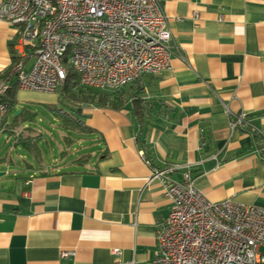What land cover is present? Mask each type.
I'll use <instances>...</instances> for the list:
<instances>
[{"label":"crops","instance_id":"1","mask_svg":"<svg viewBox=\"0 0 264 264\" xmlns=\"http://www.w3.org/2000/svg\"><path fill=\"white\" fill-rule=\"evenodd\" d=\"M159 2L174 47L168 67L126 85L121 108L82 105L88 145L74 152L67 139L64 168L27 150L20 170L0 167V264H148L170 208L161 182L148 181L152 168L176 166L174 180L189 171L210 200L264 207V0ZM31 53L0 21V74L13 55L29 67ZM227 109L243 112L253 133L231 127Z\"/></svg>","mask_w":264,"mask_h":264},{"label":"built area","instance_id":"2","mask_svg":"<svg viewBox=\"0 0 264 264\" xmlns=\"http://www.w3.org/2000/svg\"><path fill=\"white\" fill-rule=\"evenodd\" d=\"M0 21L14 25L18 46L33 54L29 67L23 59L14 67L20 90L55 93L69 69L79 85L117 90L167 68L174 48L159 0H3ZM5 87L1 81L0 93ZM4 108L0 104V111ZM226 114L231 127L253 133L243 112L227 109ZM139 155L148 162L143 152ZM175 169L152 168L148 179L161 182L170 203L157 225V252L148 264H264V207L210 200L189 171L171 179ZM111 252L121 254L117 247ZM73 254L63 250L60 256Z\"/></svg>","mask_w":264,"mask_h":264},{"label":"rangeland","instance_id":"3","mask_svg":"<svg viewBox=\"0 0 264 264\" xmlns=\"http://www.w3.org/2000/svg\"><path fill=\"white\" fill-rule=\"evenodd\" d=\"M31 64V60L28 62ZM128 86V85H127ZM127 86L117 90L110 89H98L110 94V98L122 94L127 89ZM78 88V87H77ZM85 90V89H84ZM29 91L21 94V101L17 100L11 111L8 113V121H11L15 116L16 111L23 112V118L19 120V126L16 131L22 132L24 135H36L41 133L43 135L41 142H39L40 151L42 153V162L44 166H50L55 168H64L68 160L62 159L59 156V151L65 147V140L69 139L72 142L74 152L79 149H85L88 145L87 140L89 139L86 134L81 135L78 129H63L62 119L56 117L50 110L51 105H56L57 108L63 112H73L79 107L73 105L69 100L64 102H58V95L60 89L55 93H45L42 91L25 90ZM76 106V107H75ZM82 107V105L80 106ZM26 127H30L28 131ZM84 136V137H83ZM13 138L9 137L6 139V134L0 135V167L2 171L6 172V175L20 170L21 166L24 165L28 156H24L25 149L18 145H13ZM8 155L9 160L5 159ZM260 251H264L262 247Z\"/></svg>","mask_w":264,"mask_h":264},{"label":"trees","instance_id":"4","mask_svg":"<svg viewBox=\"0 0 264 264\" xmlns=\"http://www.w3.org/2000/svg\"><path fill=\"white\" fill-rule=\"evenodd\" d=\"M19 59L21 58L13 55L10 66L0 74L1 80L6 83L4 91L0 93V104H5L4 110L0 111V133L6 134V138L12 137L14 145L21 146L38 160L40 155L39 142H41L43 135L41 133H37L36 135H29L30 133H28L24 135L22 132L16 131L19 126V120L24 117L23 112L25 111H20L17 116L8 121V113L14 104L17 103L16 91L18 90V86L14 67ZM58 89H60L58 102L69 100L73 105L79 106H75L77 109L73 112H63L56 107L57 104L51 105L50 110L56 117L62 119V128L65 130L69 128L78 129L79 131L88 130L80 116L81 105L116 109L123 106L122 94L110 98V94L107 92L79 85L76 73L72 69L68 70L64 83ZM26 128L28 131L31 130L30 127ZM65 141L68 140L66 139Z\"/></svg>","mask_w":264,"mask_h":264},{"label":"water","instance_id":"5","mask_svg":"<svg viewBox=\"0 0 264 264\" xmlns=\"http://www.w3.org/2000/svg\"><path fill=\"white\" fill-rule=\"evenodd\" d=\"M20 113V111H16L15 113H14V115H17V114H19ZM1 175H3V172L2 171H0V176Z\"/></svg>","mask_w":264,"mask_h":264}]
</instances>
